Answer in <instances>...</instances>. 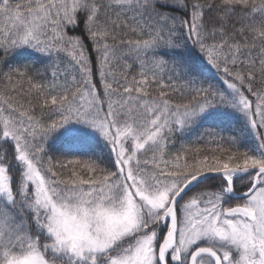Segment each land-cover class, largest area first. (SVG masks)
<instances>
[{
  "label": "snow or ice",
  "instance_id": "1",
  "mask_svg": "<svg viewBox=\"0 0 264 264\" xmlns=\"http://www.w3.org/2000/svg\"><path fill=\"white\" fill-rule=\"evenodd\" d=\"M0 264H264V0H0Z\"/></svg>",
  "mask_w": 264,
  "mask_h": 264
}]
</instances>
